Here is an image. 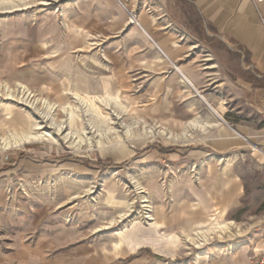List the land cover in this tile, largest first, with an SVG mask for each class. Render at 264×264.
Masks as SVG:
<instances>
[{
	"label": "rangeland",
	"instance_id": "1",
	"mask_svg": "<svg viewBox=\"0 0 264 264\" xmlns=\"http://www.w3.org/2000/svg\"><path fill=\"white\" fill-rule=\"evenodd\" d=\"M119 1L0 0V264H248L247 241L264 243V118L249 121L259 137L232 144L187 128L196 112L212 119L206 104L132 30L127 10L146 19L145 0ZM179 8L185 42L213 51L222 80L245 78L240 56ZM226 87L201 95L213 106ZM220 211L229 229L199 248L112 250L183 243Z\"/></svg>",
	"mask_w": 264,
	"mask_h": 264
},
{
	"label": "crops",
	"instance_id": "2",
	"mask_svg": "<svg viewBox=\"0 0 264 264\" xmlns=\"http://www.w3.org/2000/svg\"><path fill=\"white\" fill-rule=\"evenodd\" d=\"M117 1L122 5L119 0ZM178 1L192 8L198 20L210 27L212 36L219 39L228 52L237 53L240 56L245 78L231 79L225 76L226 78L222 80L220 69L216 70L219 68L218 61L210 59L213 51H208V54L204 52L205 59H203L196 42H191L192 44L185 42L184 38H190L191 35L189 31L187 32L184 29L185 13L183 14L179 8L182 3ZM145 3L147 16L144 20L141 17L138 19L135 12L126 9L127 12L129 11L136 15V20L141 27V30H139L134 25L132 30L149 41L151 46L158 52L159 56L157 59L159 61L164 60L169 64L168 66L171 68L168 74L169 80L176 82L182 89L191 92V94L186 95L191 96L195 92L194 94H197L198 97L201 96L222 119L220 125H208L200 130V128L191 125L194 119L202 117L196 112L186 123L187 128L196 127L195 129L204 133L208 132L207 129L209 127L216 128L221 136L224 135L228 141H231V144L235 143L238 138L242 139L241 135H245L247 138L249 136H258L260 132L252 130L249 121H254L256 118H264V31L250 0H145ZM259 9L264 14V3L260 5ZM160 11L162 13H159ZM188 56L189 60L182 61L183 58ZM196 67L199 68L198 72ZM181 77L187 79L195 91L183 87L179 82ZM222 84H225L226 88L230 86L227 90L228 94L220 96V101L225 99L226 102H220L217 98V104L211 106L205 96H203L205 94L201 95L202 88H206L209 85L211 91L218 97V95H221ZM208 114L213 119L209 109ZM224 115L227 121L224 120ZM201 119L205 118L202 117ZM227 128L233 134H230ZM185 131L183 130L182 134ZM232 159V156L221 159V161H225L222 169L224 174L226 166H229V162ZM217 161H220V158H217ZM193 178L195 179V175H193ZM222 216L223 211L209 214L207 220L203 222L206 230H194V236H187L183 243L177 237L168 239V241L163 239L162 246L150 239H147L145 244L135 241H130L129 243H121L119 241L120 243L114 244L112 250L116 255L121 256L127 252H133L140 246H146L158 254L165 255L167 249L172 245L174 249H179L180 246L192 244L193 242L192 245L195 248H199L206 242L204 241L206 239V234L204 233L218 232L222 234L229 229L228 223L220 220ZM152 225L157 227L158 223L154 222ZM196 241H199V245H196L198 244ZM247 242L246 246L243 247L244 251L252 249V252L264 253L263 241ZM198 258L196 257V259Z\"/></svg>",
	"mask_w": 264,
	"mask_h": 264
},
{
	"label": "bare ground",
	"instance_id": "3",
	"mask_svg": "<svg viewBox=\"0 0 264 264\" xmlns=\"http://www.w3.org/2000/svg\"><path fill=\"white\" fill-rule=\"evenodd\" d=\"M123 6V5H122ZM129 13V12H128ZM129 16H130V19L133 21V23H134V25L139 29V30H141V27H140V25H139V23L137 22V20H136V16L135 15H133V14H130L129 13ZM139 21V20H138ZM161 57V56H160ZM162 58H163V55H162ZM172 65V64H171ZM177 68V67H176ZM179 70V69H178ZM180 83H181V85L183 86V87H185V88H188V89H191L192 91H195L194 90V88L192 87V85L187 81V79H184L183 77H181V80L179 81ZM195 93V92H194ZM74 95H75V93H74ZM200 99H201V101L203 102V103H206L205 101H204V99L200 96L199 97ZM199 99V100H200ZM207 104V103H206ZM207 107H208V109H209V112H210V114L213 116V119L211 120V121H208V120H206V119H201V118H199V117H197L196 119H194L192 122H191V125L192 126H196V127H198V128H200V130L201 129H203V128H205L206 126H208V125H213V126H215V125H220L221 123H222V119L214 112V110H212L210 107H209V105L207 104ZM69 113V112H68ZM71 113H69V115H70ZM188 127V126H187ZM195 127V128H196ZM210 128V127H209ZM208 130V129H207ZM206 130V131H207ZM159 133V132H158ZM161 134H165V132H160ZM169 135V134H168ZM162 136V135H161ZM239 136V135H238ZM237 136V137H238ZM240 137V136H239ZM25 138H28V137H25ZM170 138V137H169ZM242 139H243V137H241ZM4 139V138H3ZM26 140H28V139H26ZM245 140V139H244ZM17 142V141H16ZM5 145V144H4ZM256 150H258V149H256ZM259 152H261L260 150H258ZM147 208H150V206L148 205V206H146ZM222 225V224H221ZM208 228H210V227H208ZM212 228V227H211ZM223 228V227H222ZM191 240V239H190ZM193 241V240H192ZM197 242V241H196ZM192 244H193V242H192ZM199 244V243H198ZM197 245V244H196Z\"/></svg>",
	"mask_w": 264,
	"mask_h": 264
},
{
	"label": "built area",
	"instance_id": "4",
	"mask_svg": "<svg viewBox=\"0 0 264 264\" xmlns=\"http://www.w3.org/2000/svg\"><path fill=\"white\" fill-rule=\"evenodd\" d=\"M250 2L255 9L259 23L264 31V14L259 9L260 5L264 3V0H250ZM248 264H264V253L252 252Z\"/></svg>",
	"mask_w": 264,
	"mask_h": 264
}]
</instances>
